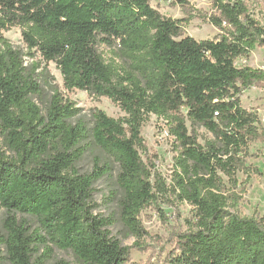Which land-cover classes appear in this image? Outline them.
Masks as SVG:
<instances>
[{
    "label": "trees",
    "instance_id": "obj_1",
    "mask_svg": "<svg viewBox=\"0 0 264 264\" xmlns=\"http://www.w3.org/2000/svg\"><path fill=\"white\" fill-rule=\"evenodd\" d=\"M152 1L0 0V264H47L52 246L72 252L77 264H128L131 247L110 228L120 222L144 237L141 213L169 192L194 209L171 264H264V215L232 209L244 191L238 174L264 175L248 163L264 130L241 98L264 85V70L237 65L264 47V22L247 0H212V12L200 17L217 34L197 40L185 35L193 16H166ZM13 27L26 53L3 35ZM50 62L66 90L108 97L125 115L96 108L92 125L77 118L81 108L46 78ZM44 85L53 93L43 109L36 99ZM151 115L175 139L170 186L154 171L142 134ZM197 127L212 138L201 143ZM89 154L93 168L82 173L78 164ZM115 171L118 219L98 214L94 200V185Z\"/></svg>",
    "mask_w": 264,
    "mask_h": 264
},
{
    "label": "rangeland",
    "instance_id": "obj_2",
    "mask_svg": "<svg viewBox=\"0 0 264 264\" xmlns=\"http://www.w3.org/2000/svg\"><path fill=\"white\" fill-rule=\"evenodd\" d=\"M253 15L264 22V0H247ZM187 6L183 7L180 3L174 1L153 0L152 4L158 8L164 15L173 18H184L189 15L193 18L185 26V35L194 37L197 40L213 38L217 34V29L209 22L201 18V14L212 12V0H188ZM3 35L10 42L23 52H27L24 44L21 29L13 27L10 30L3 31ZM100 51L105 56H110V50L106 45L100 46ZM27 63L32 59L26 56ZM35 60H42L37 55ZM47 65L48 78L60 92L73 100L81 113L77 118L86 121L92 125V113L96 108L104 110L108 115L119 118L125 115L119 105L114 103L108 97H96L86 91L66 90L64 87L63 76L55 62ZM237 65L251 66L264 70V47L257 46L248 57L239 58ZM45 86L44 97L37 98L36 102L44 109L51 97L53 91L49 86ZM242 104L245 108L254 110L260 118V128L264 130V85H253L246 89L242 96ZM189 124V123H188ZM199 141L205 143L212 135L203 127H197ZM142 134L149 149L151 161L155 164L156 171L168 186L173 183L174 160L177 155L175 139L169 133V124L156 115H151L144 124ZM1 144V138H0ZM250 150L252 156L248 158V163L264 171V139L256 140L251 143ZM92 155L89 154L78 164V169L82 173L90 171L93 168ZM116 171L113 175L99 180L94 185V200L97 203L96 212L103 216H113L118 219L117 202L111 198V192L115 188ZM241 185L238 191L243 189V195L240 201L232 206V209L242 216L259 217L264 215V175L253 174L248 177L243 172L238 174ZM5 216V210L0 209V224ZM21 218L28 219L31 230L38 228L39 224L27 215H19ZM194 209L185 202L180 201L172 193L161 197L153 206L145 209L141 213V220L145 227L144 237L137 239L131 236L128 230L117 222L110 229L112 235L118 239L124 246L131 247L128 264H171V253L176 247V238L179 233L185 232L190 227V221L193 220ZM50 246H52L50 244ZM53 247L52 258L47 264H54L56 260L65 259L77 264L70 251H64ZM45 252V247L41 246L38 256Z\"/></svg>",
    "mask_w": 264,
    "mask_h": 264
}]
</instances>
